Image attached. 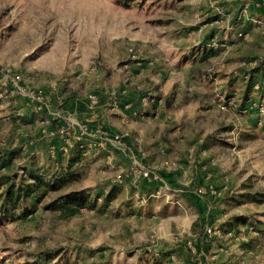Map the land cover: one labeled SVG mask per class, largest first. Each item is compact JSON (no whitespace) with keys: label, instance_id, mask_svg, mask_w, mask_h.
Wrapping results in <instances>:
<instances>
[{"label":"rangeland","instance_id":"obj_1","mask_svg":"<svg viewBox=\"0 0 264 264\" xmlns=\"http://www.w3.org/2000/svg\"><path fill=\"white\" fill-rule=\"evenodd\" d=\"M257 1L0 0V176L47 179L57 166L50 149L84 125L97 142L72 168L77 178L59 172L67 184L26 201L34 209L25 217L0 221V264H264V72L252 75L264 31L250 23L237 43L210 41L260 16ZM209 46L234 62L203 63L204 79L157 93L169 57ZM164 105L169 125L156 127ZM161 160L175 168L133 180L134 163ZM161 171L205 189L201 224L192 198L157 183ZM153 182L160 192L148 197ZM112 186L117 197L105 206ZM78 190H89V206L46 207ZM236 216L247 222L223 233Z\"/></svg>","mask_w":264,"mask_h":264},{"label":"trees","instance_id":"obj_2","mask_svg":"<svg viewBox=\"0 0 264 264\" xmlns=\"http://www.w3.org/2000/svg\"><path fill=\"white\" fill-rule=\"evenodd\" d=\"M210 47V46H209ZM264 71V60L260 61V64L252 69L254 71ZM249 105L243 106V111L249 109ZM87 142L85 140L75 141L71 150L68 152L67 158L62 157L58 152L54 159L57 165L55 170L47 171L44 174L39 175L35 172H30L28 175L24 173L22 176L18 175H4L0 176V184L3 186V190L0 192V221H8L14 217H25L27 214L33 211L34 208L27 205L28 200L35 198L36 202H40L41 197L45 194L43 190H56L67 184L68 177L74 176L77 178L79 172H72V168L81 162V155L87 150ZM65 160V161H64ZM64 171L69 173V176L60 175L59 172ZM71 171V172H70ZM25 172V171H24ZM89 190L71 191L67 194L61 195L51 201L46 207L48 209H60L65 205H75L80 207L89 206L87 198V192ZM118 194V186H112L109 191L103 196V205H107L108 202L114 200ZM100 197V194L99 196ZM234 221H227L222 226H228L229 231L235 228L239 224H245V218L243 216H236ZM202 221L198 218L195 224H201ZM221 226V227H222ZM51 257H48L50 260Z\"/></svg>","mask_w":264,"mask_h":264},{"label":"crops","instance_id":"obj_3","mask_svg":"<svg viewBox=\"0 0 264 264\" xmlns=\"http://www.w3.org/2000/svg\"><path fill=\"white\" fill-rule=\"evenodd\" d=\"M258 13L262 14V10L258 11ZM250 24L249 22H244L243 24H241L240 27L234 26V27H227V28H223V29H216L215 31L210 33V36H213L214 38H218L219 41H223L224 44H230L231 42H235L237 43L238 39L241 40L242 38H239L237 36L236 33H238L239 31H247V28H245V25ZM253 28V27H252ZM255 29V28H254ZM253 30V29H252ZM251 31V30H249ZM247 31V32H249ZM238 38H237V37ZM222 43V42H221ZM223 44V45H224ZM193 49V50H190ZM225 50L224 48H210V47H192V48H187L183 51H178L175 52L172 57H169V61L172 63V66L169 67L170 69V73L167 72L164 73V78H166V83L163 87H158L157 83L156 85H154L155 89L158 90L157 93L162 92L165 93L167 90L171 89V87L173 85H175L177 82H181L182 79H185V81H189L192 85V82H197L199 80V78H205L206 77V70L203 68L204 64H216L218 62H220L222 65L225 64H230L231 62H234L232 60H229V54H225ZM237 53V52H236ZM204 63V64H203ZM201 65H203V67L201 68ZM217 70H219V68H217ZM225 72V71H224ZM264 71L262 70L261 72L259 71H254L252 72V75L254 77L259 76L260 73H263ZM163 75H161L159 78L161 79ZM159 78H155L154 76V81H158ZM245 96H249L251 95L252 89L251 86H247V90H245ZM192 92V91H191ZM160 95V94H158ZM183 93H181L180 98H182ZM179 100V98L177 99V101ZM170 110L168 109V107L166 105L163 106L162 108V112L160 115V120L159 122L155 125L156 127H166L169 125V121L168 119L165 117L166 112ZM94 125V122H93ZM161 128L158 132V134H161ZM92 139H89L88 142L87 140H85L90 147L96 146L97 142L95 140L90 141ZM150 138L148 136H145V142H146V147L148 150H150L152 147L150 146ZM169 145L173 146V142L171 141H166ZM180 147V145H178ZM88 150V149H87ZM86 150V151H87ZM85 151V153H86ZM150 152V151H149ZM84 153V154H85ZM151 157V160H156V157ZM161 175V181L157 182L159 184H161L162 186L164 185H168L169 188L173 191V192H180L178 194H183V196H187L188 198H192V204L195 208V211L197 212L198 218L201 221H204L203 217L204 215L200 216L202 213L206 212V202L199 198L202 197V195H200L199 193L196 194V190L193 186V184H189V186H181V184H179V180L178 177L173 175L172 173H167L166 171H161L160 172ZM156 186V182L153 183H148L146 184L144 187H146L145 189V194H148L149 196H154L155 194H159L160 189L155 188ZM144 191V188L141 190V192ZM144 194V195H145ZM111 202V201H110ZM215 204V203H214ZM107 206V205H105ZM102 207V206H101ZM131 207V206H129ZM197 218V220H198ZM241 226H237L235 228V230L237 228H240ZM227 229L223 228V233H229L232 232V229L229 231H225ZM171 256V255H170Z\"/></svg>","mask_w":264,"mask_h":264},{"label":"built area","instance_id":"obj_4","mask_svg":"<svg viewBox=\"0 0 264 264\" xmlns=\"http://www.w3.org/2000/svg\"><path fill=\"white\" fill-rule=\"evenodd\" d=\"M257 6H260L263 11H262V14L260 16H257V17H253V18H250V21L249 23L253 24V25H256V27H259L261 28L263 31H264V0H258L257 1ZM248 35V32L247 31H239L237 33V36L239 38H244ZM210 41H216L215 38H211ZM209 44L211 45V43L209 42ZM212 47V46H211ZM258 61L259 60H252L253 62V66L252 67H255V66H258ZM258 63V64H257ZM248 75H245L244 77L247 78ZM89 99L92 100V102H95V97L94 96H89ZM143 99H146V98H143ZM225 104H227L228 102L226 101H223ZM225 104H223L222 106H226ZM128 107V105H127ZM90 128L87 126V125H84L80 128V133L79 135L76 136L75 140L71 141L69 139H65L63 141V143H61L57 148L55 147H52L50 149V156L51 158L54 160L56 158V155L57 153L59 152L61 154L62 157H66L68 155V152L71 150L73 144L75 141H80V140H88L90 139L89 138V132H90ZM119 136H115V138L117 139ZM194 151V148H191L189 150V153L192 154ZM175 162L173 161H169V160H161L159 162V167L158 165L157 166H153L152 168H146V167H143L141 166L138 162L134 163L132 166H131V174L133 175V180L134 181H138V180H150V181H156L157 180V169L159 168H175ZM119 177V175H118ZM211 188V186H209ZM205 189L203 188H199L197 190V193H202ZM211 192H213V190H210ZM141 199H143L141 197ZM250 229H252V227H249ZM206 232L207 233H211V228H207L206 229Z\"/></svg>","mask_w":264,"mask_h":264}]
</instances>
